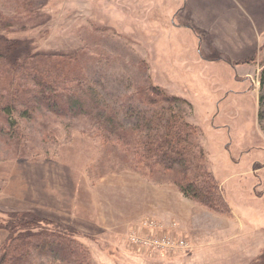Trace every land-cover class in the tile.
I'll return each mask as SVG.
<instances>
[{
  "label": "rangeland",
  "instance_id": "374dc122",
  "mask_svg": "<svg viewBox=\"0 0 264 264\" xmlns=\"http://www.w3.org/2000/svg\"><path fill=\"white\" fill-rule=\"evenodd\" d=\"M21 1H0V15L12 20L8 35L44 54H71V65L123 127L141 122L143 88L181 99L178 111L195 127L205 168L233 218L219 217L229 229L203 233L192 256L191 239L169 222L171 212L165 222L154 215L164 196L184 215L174 217L182 228L192 211L178 202L208 212L182 197L175 171L143 172L81 120L37 109L31 118L15 117L20 141L0 135V247L29 216L34 227L71 240L77 253L31 252L23 264H254L264 256V133L257 122L264 0H47L38 19H29ZM40 15L45 23L34 27ZM17 21L27 28L18 30ZM148 220L171 239H185L187 250L130 245L129 234ZM204 220L208 230L221 225Z\"/></svg>",
  "mask_w": 264,
  "mask_h": 264
},
{
  "label": "trees",
  "instance_id": "16d2710c",
  "mask_svg": "<svg viewBox=\"0 0 264 264\" xmlns=\"http://www.w3.org/2000/svg\"><path fill=\"white\" fill-rule=\"evenodd\" d=\"M3 1L17 3V0ZM46 2L22 0L20 4L29 19H38L35 12L45 7ZM40 17L43 19L34 27L45 23L44 15ZM11 22L10 17L0 15V135L20 141L17 119L31 118L37 109L59 117L77 118L87 124L97 138L119 146L134 160L135 168L149 174L175 171L178 176L175 185L183 198L213 213L229 212L216 182L205 168L195 127L178 111L181 99L167 95L157 86L143 88L137 94L144 110L141 122L125 128L117 113L100 101L85 72L71 65V54H44L30 40L12 38L8 35ZM17 22L19 26L22 24ZM26 28L25 22L17 29ZM260 83L257 122L264 133V66ZM18 222L23 227H34L35 219L25 216ZM19 225L13 233L9 231L11 236L0 247V264H23L31 252L45 254L46 249L56 250V254L60 248L70 251L71 255L77 253L71 240L54 231L38 227L20 228V231ZM257 259L254 264H264L263 255Z\"/></svg>",
  "mask_w": 264,
  "mask_h": 264
},
{
  "label": "crops",
  "instance_id": "0c3cea01",
  "mask_svg": "<svg viewBox=\"0 0 264 264\" xmlns=\"http://www.w3.org/2000/svg\"><path fill=\"white\" fill-rule=\"evenodd\" d=\"M177 196H178V193H176ZM165 198H163L162 200H159V210L158 211H155L154 210V215L156 216L157 215V219L158 220H162L163 222H165L164 218H165V213H170L171 212V220L169 222H175L176 223V226L177 228H179L180 231H183V232H186L189 236V238L191 239V251H192V256H196V248L199 249L201 247V245H195L197 244L198 241H200V238H202V234L205 233L204 235L208 234V236L210 235H213V234H216L218 231H226L229 229V224L226 220H223V219H219V217H230V219L233 218L232 214H226V215H223V214H217V213H213V212H205L203 209L200 210L198 206H196L195 204H192L191 202H178V207L177 208H180L179 206H187L189 205L190 206V210L192 212H188V218H184L188 224L187 228H182V225L181 223L178 221H175V216H184L183 214L181 213H178V212H174L172 209V204L175 203L174 200H172V196L171 197H166L164 196ZM179 197V196H178ZM168 198V199H167ZM168 201V202H167ZM183 201V200H182ZM185 201V200H184ZM165 210V211H164ZM164 211V212H163ZM125 213V212H123ZM130 216L129 218H133L135 216L138 215V211L136 210V208L130 212ZM193 214V215H192ZM161 215V216H159ZM195 215V220H194V216ZM198 217H201V219H199ZM205 217H208V218H212V219H217V221L219 223H221V225H217L215 226V228H212V230H208L206 228H204L205 226V220L204 218ZM123 219H126V217H122V218H119L120 221H122ZM194 221V222H193ZM192 226L193 229H189V227ZM189 229V230H188ZM219 233V232H218ZM205 237V236H204ZM207 237V236H206Z\"/></svg>",
  "mask_w": 264,
  "mask_h": 264
},
{
  "label": "built area",
  "instance_id": "2783aa9c",
  "mask_svg": "<svg viewBox=\"0 0 264 264\" xmlns=\"http://www.w3.org/2000/svg\"><path fill=\"white\" fill-rule=\"evenodd\" d=\"M128 241L137 249L160 253L187 250L188 248L185 239L174 240L164 235L161 226L152 220L145 221L140 230L131 232Z\"/></svg>",
  "mask_w": 264,
  "mask_h": 264
}]
</instances>
